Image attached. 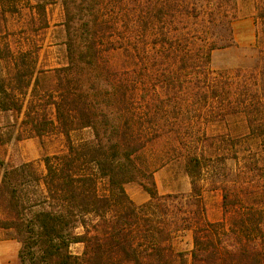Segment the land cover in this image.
Instances as JSON below:
<instances>
[{
    "label": "trees",
    "instance_id": "obj_1",
    "mask_svg": "<svg viewBox=\"0 0 264 264\" xmlns=\"http://www.w3.org/2000/svg\"><path fill=\"white\" fill-rule=\"evenodd\" d=\"M56 1L0 0L5 140H61L39 162L0 159V228L19 264H264V0H246L249 53L218 68L240 0H58L65 61L42 67L38 33ZM173 162L188 193L158 192L154 173ZM129 182L149 198L136 204ZM184 230L189 259L173 246Z\"/></svg>",
    "mask_w": 264,
    "mask_h": 264
},
{
    "label": "rangeland",
    "instance_id": "obj_2",
    "mask_svg": "<svg viewBox=\"0 0 264 264\" xmlns=\"http://www.w3.org/2000/svg\"><path fill=\"white\" fill-rule=\"evenodd\" d=\"M240 11L233 21V36L235 45L229 48L216 50L212 55V65L218 67H234L240 60L249 53V48L255 40V30L257 23L253 16L251 5L246 0H240ZM48 27L40 34L43 38L38 40L41 48L38 52V64L42 67H54L65 61L64 32L60 24L62 12L58 0L48 6ZM27 11H22V16L6 14L4 26L6 31L16 29L23 25V19L26 20ZM1 22V20H0ZM3 23V22H1ZM0 23V24H1ZM3 26V27H4ZM2 27V28H3ZM3 28V30H5ZM14 45L13 37L6 38ZM0 66L2 64L0 63ZM1 68V67H0ZM0 131L2 139L0 144V159L7 165H17L25 161L39 162L43 154L53 153L58 150L61 140L58 137L44 138L43 142L37 138H23L17 140L14 138L15 131L9 141L5 139L8 136L9 126L7 120L0 114ZM0 167V178L3 167ZM42 166V165H41ZM158 192L163 193H188L190 191L189 177L183 172L177 162L168 163L159 168L154 173ZM125 190L129 197L136 203L140 204L149 198V195L136 182L125 184ZM207 206V216L210 220L220 217V194L217 191L206 192L204 194ZM8 240L7 245H0V264H19L17 251L19 243L8 236V231L0 228V241ZM173 246L176 250L183 251L189 259V252L192 248V233L190 230H184L176 234L173 239ZM71 250L75 253L81 252L82 244L76 243L71 245Z\"/></svg>",
    "mask_w": 264,
    "mask_h": 264
},
{
    "label": "crops",
    "instance_id": "obj_3",
    "mask_svg": "<svg viewBox=\"0 0 264 264\" xmlns=\"http://www.w3.org/2000/svg\"><path fill=\"white\" fill-rule=\"evenodd\" d=\"M8 240H2L0 241V245H7ZM10 242H12V239L10 240Z\"/></svg>",
    "mask_w": 264,
    "mask_h": 264
}]
</instances>
